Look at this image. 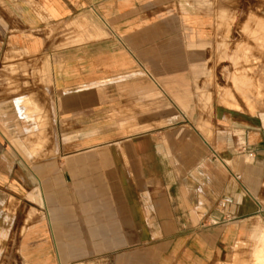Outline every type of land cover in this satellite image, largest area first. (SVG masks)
<instances>
[{
	"label": "crops",
	"instance_id": "0c3cea01",
	"mask_svg": "<svg viewBox=\"0 0 264 264\" xmlns=\"http://www.w3.org/2000/svg\"><path fill=\"white\" fill-rule=\"evenodd\" d=\"M237 6L249 13L252 1L0 0V55L14 44L37 60L0 72L47 65L51 78L46 99L39 80L29 92L16 76L13 92L0 73V264L258 263L264 112L218 107L203 130L130 131L140 120L209 118L189 114L193 88L219 55V15ZM160 88L187 95L188 111L167 97L175 110L156 111ZM44 102L67 138L29 163L20 140Z\"/></svg>",
	"mask_w": 264,
	"mask_h": 264
},
{
	"label": "rangeland",
	"instance_id": "374dc122",
	"mask_svg": "<svg viewBox=\"0 0 264 264\" xmlns=\"http://www.w3.org/2000/svg\"><path fill=\"white\" fill-rule=\"evenodd\" d=\"M251 1L252 7L249 13L237 6L235 12L230 16L221 12L218 17L219 21L216 26L219 35L210 46H214L219 51V55L213 56L210 54L208 60L205 61L207 66L209 65V70L204 74L203 86H195L193 88V96H195L196 103L191 109L192 113H189L193 114L196 109H199L200 111L208 112L209 118H183L177 115L175 118L168 119L140 120V126L132 127L130 129L131 133H138L155 126L173 125L176 123H190L203 130V125L211 127L212 114L218 107L220 109L231 108L238 113L250 114L253 117L259 116L260 113L264 112V14L261 12L258 1ZM254 4H257V6H254ZM84 25V23L80 22L74 23L71 25V30L79 33L83 31ZM94 26L93 24V28H96ZM44 31L51 34V27H45ZM60 31L62 33L69 31L68 24L61 26ZM65 41L68 43V40ZM15 47L14 44H11V47H9L11 50H6L5 53L3 52L0 55V63L15 64L37 61L35 58H31L25 50L22 51ZM212 63H215L214 70ZM10 68V70H4L0 73L9 81L8 85L12 86L11 90L13 92L20 90L18 89L19 87L14 86L15 82L13 79L17 76L26 80L24 85L29 92L36 85V81L39 80V84L44 87L45 98H50L51 78L47 65H44V69L40 72H36L34 69L17 70L15 67ZM160 89V91L157 90L154 108L156 111L167 107L175 110L174 105L170 104L167 98H171L182 111H188L183 104V101L188 98L187 95L169 93L166 98L163 91L164 88ZM29 98L35 97L30 96ZM51 106L52 103L50 102L40 104L42 110H36L33 113L34 119L27 121L28 133L23 135L20 141L27 147V160L29 163L51 157L56 153L58 145L66 141L67 136L53 133L54 129L52 127L55 119L52 117ZM112 121L115 123L127 122V120L123 119H114ZM129 121L132 123V120ZM147 122L150 124H147ZM17 141L19 142V140ZM17 141L13 140V142ZM258 248L257 264H264V234ZM253 260L252 262L244 263L243 259H236L235 263L254 264Z\"/></svg>",
	"mask_w": 264,
	"mask_h": 264
},
{
	"label": "built area",
	"instance_id": "2783aa9c",
	"mask_svg": "<svg viewBox=\"0 0 264 264\" xmlns=\"http://www.w3.org/2000/svg\"><path fill=\"white\" fill-rule=\"evenodd\" d=\"M249 156H250V157H253V153L250 152V153H249Z\"/></svg>",
	"mask_w": 264,
	"mask_h": 264
}]
</instances>
